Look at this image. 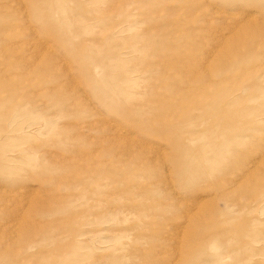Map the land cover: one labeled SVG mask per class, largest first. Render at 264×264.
Instances as JSON below:
<instances>
[{"label": "rangeland", "instance_id": "1", "mask_svg": "<svg viewBox=\"0 0 264 264\" xmlns=\"http://www.w3.org/2000/svg\"><path fill=\"white\" fill-rule=\"evenodd\" d=\"M0 264H264V0H0Z\"/></svg>", "mask_w": 264, "mask_h": 264}]
</instances>
